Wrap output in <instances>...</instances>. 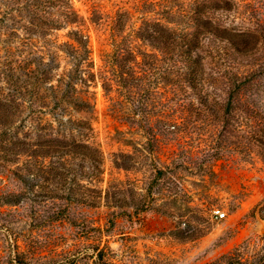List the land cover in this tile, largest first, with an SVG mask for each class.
Here are the masks:
<instances>
[{"label": "rangeland", "instance_id": "obj_1", "mask_svg": "<svg viewBox=\"0 0 264 264\" xmlns=\"http://www.w3.org/2000/svg\"><path fill=\"white\" fill-rule=\"evenodd\" d=\"M186 3L0 0V264H264V154L167 126L182 59L137 33Z\"/></svg>", "mask_w": 264, "mask_h": 264}, {"label": "trees", "instance_id": "obj_2", "mask_svg": "<svg viewBox=\"0 0 264 264\" xmlns=\"http://www.w3.org/2000/svg\"><path fill=\"white\" fill-rule=\"evenodd\" d=\"M239 7L236 0H187L186 25L158 30L156 21L137 33L177 49L182 59L181 120L169 114L167 126L183 136L209 138L218 156L248 158L264 154V18L237 27L229 18L243 16ZM114 77L119 83L127 79L121 69Z\"/></svg>", "mask_w": 264, "mask_h": 264}, {"label": "built area", "instance_id": "obj_3", "mask_svg": "<svg viewBox=\"0 0 264 264\" xmlns=\"http://www.w3.org/2000/svg\"><path fill=\"white\" fill-rule=\"evenodd\" d=\"M214 214H215V217L221 218V217H223L225 215V212L221 211V209H219V208H215L214 209Z\"/></svg>", "mask_w": 264, "mask_h": 264}, {"label": "bare ground", "instance_id": "obj_4", "mask_svg": "<svg viewBox=\"0 0 264 264\" xmlns=\"http://www.w3.org/2000/svg\"><path fill=\"white\" fill-rule=\"evenodd\" d=\"M99 94V93H98ZM100 102V101H99ZM98 109H99V103H98Z\"/></svg>", "mask_w": 264, "mask_h": 264}]
</instances>
